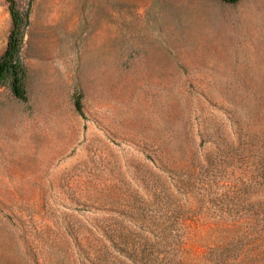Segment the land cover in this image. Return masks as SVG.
Returning a JSON list of instances; mask_svg holds the SVG:
<instances>
[{
  "label": "rangeland",
  "instance_id": "1",
  "mask_svg": "<svg viewBox=\"0 0 264 264\" xmlns=\"http://www.w3.org/2000/svg\"><path fill=\"white\" fill-rule=\"evenodd\" d=\"M14 1L0 264H264V0Z\"/></svg>",
  "mask_w": 264,
  "mask_h": 264
},
{
  "label": "trees",
  "instance_id": "2",
  "mask_svg": "<svg viewBox=\"0 0 264 264\" xmlns=\"http://www.w3.org/2000/svg\"><path fill=\"white\" fill-rule=\"evenodd\" d=\"M8 10L12 20V30L8 37V46L0 57V84L6 79L11 80V89L13 95L18 99H25L24 77L25 71L19 60L17 52V40L15 30L18 27V14L15 11V1L6 0ZM224 2L234 3L238 0H222ZM26 20L28 17L26 16ZM76 108L79 104L76 102Z\"/></svg>",
  "mask_w": 264,
  "mask_h": 264
},
{
  "label": "crops",
  "instance_id": "3",
  "mask_svg": "<svg viewBox=\"0 0 264 264\" xmlns=\"http://www.w3.org/2000/svg\"><path fill=\"white\" fill-rule=\"evenodd\" d=\"M54 7H56V5ZM56 9H57V7L54 8L53 10L56 11ZM45 38L46 39L39 42L40 48L42 49V51H46V49H48V48L50 49L55 42L54 38H52V34L49 35V37H45Z\"/></svg>",
  "mask_w": 264,
  "mask_h": 264
}]
</instances>
